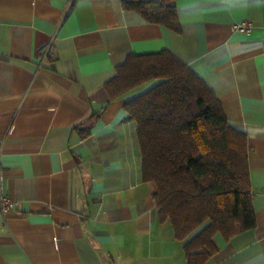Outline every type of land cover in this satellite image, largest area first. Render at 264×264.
Masks as SVG:
<instances>
[{
    "label": "crops",
    "instance_id": "obj_1",
    "mask_svg": "<svg viewBox=\"0 0 264 264\" xmlns=\"http://www.w3.org/2000/svg\"><path fill=\"white\" fill-rule=\"evenodd\" d=\"M179 30L123 0H0V264H190L142 176L136 87L104 85L131 54L167 50L246 137L255 226L205 264H264V0H174ZM249 19V34L231 24ZM88 129V135L83 136Z\"/></svg>",
    "mask_w": 264,
    "mask_h": 264
},
{
    "label": "trees",
    "instance_id": "obj_2",
    "mask_svg": "<svg viewBox=\"0 0 264 264\" xmlns=\"http://www.w3.org/2000/svg\"><path fill=\"white\" fill-rule=\"evenodd\" d=\"M174 0H123L144 20L179 30ZM157 82L124 103L134 121L142 176L156 185L160 219L167 220L190 264L255 226L245 134L230 124L213 91L167 50L131 54L104 87L111 98ZM88 129L83 136L88 135Z\"/></svg>",
    "mask_w": 264,
    "mask_h": 264
},
{
    "label": "built area",
    "instance_id": "obj_3",
    "mask_svg": "<svg viewBox=\"0 0 264 264\" xmlns=\"http://www.w3.org/2000/svg\"><path fill=\"white\" fill-rule=\"evenodd\" d=\"M251 29H252V21L249 19L236 21L231 24L232 31L243 32V33L249 34ZM2 180H3V173H2L1 146H0V222L11 203L8 200V198H6L2 193V190H1Z\"/></svg>",
    "mask_w": 264,
    "mask_h": 264
},
{
    "label": "rangeland",
    "instance_id": "obj_4",
    "mask_svg": "<svg viewBox=\"0 0 264 264\" xmlns=\"http://www.w3.org/2000/svg\"><path fill=\"white\" fill-rule=\"evenodd\" d=\"M157 82V80L153 79V80H149L147 81L145 84H142L139 89H137L139 92L143 91L144 89H147L151 86H153L155 83Z\"/></svg>",
    "mask_w": 264,
    "mask_h": 264
}]
</instances>
